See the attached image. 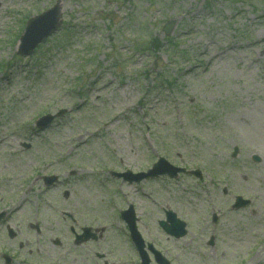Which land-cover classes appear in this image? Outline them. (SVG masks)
Segmentation results:
<instances>
[{
    "label": "rangeland",
    "instance_id": "rangeland-1",
    "mask_svg": "<svg viewBox=\"0 0 264 264\" xmlns=\"http://www.w3.org/2000/svg\"><path fill=\"white\" fill-rule=\"evenodd\" d=\"M54 3L61 28L18 57L26 20ZM59 109L35 132L38 117ZM0 142V211L9 212L0 252L15 246L7 225L24 234L68 211L105 227L87 249L134 264L118 216L132 204L172 264H264V0H0ZM158 157L202 178L129 184L109 174L146 170ZM46 173L65 183L42 193ZM237 195L250 203L231 210ZM160 206L187 222L185 237L159 232Z\"/></svg>",
    "mask_w": 264,
    "mask_h": 264
},
{
    "label": "water",
    "instance_id": "water-1",
    "mask_svg": "<svg viewBox=\"0 0 264 264\" xmlns=\"http://www.w3.org/2000/svg\"><path fill=\"white\" fill-rule=\"evenodd\" d=\"M55 10H56V7H55ZM57 25H58V23L55 24V22H53L52 28L55 29ZM168 30H169V29H168ZM168 30H167V31H168Z\"/></svg>",
    "mask_w": 264,
    "mask_h": 264
},
{
    "label": "bare ground",
    "instance_id": "bare-ground-1",
    "mask_svg": "<svg viewBox=\"0 0 264 264\" xmlns=\"http://www.w3.org/2000/svg\"><path fill=\"white\" fill-rule=\"evenodd\" d=\"M1 143V142H0Z\"/></svg>",
    "mask_w": 264,
    "mask_h": 264
}]
</instances>
